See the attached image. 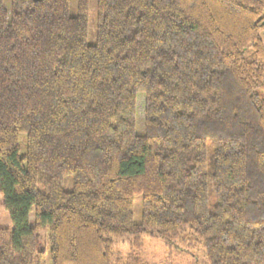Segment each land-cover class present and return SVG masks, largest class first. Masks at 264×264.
I'll list each match as a JSON object with an SVG mask.
<instances>
[{"label": "trees", "instance_id": "trees-1", "mask_svg": "<svg viewBox=\"0 0 264 264\" xmlns=\"http://www.w3.org/2000/svg\"><path fill=\"white\" fill-rule=\"evenodd\" d=\"M89 1L0 0V264H264V0Z\"/></svg>", "mask_w": 264, "mask_h": 264}, {"label": "rangeland", "instance_id": "rangeland-1", "mask_svg": "<svg viewBox=\"0 0 264 264\" xmlns=\"http://www.w3.org/2000/svg\"><path fill=\"white\" fill-rule=\"evenodd\" d=\"M6 6L9 5V0H5ZM70 10L72 14H75V3H72ZM96 1H89V17H88V34H87V44L94 45L96 42ZM260 38L264 46V30L260 32ZM142 102L139 101L138 104V119H137V133L141 134L143 131L142 124ZM25 148V136L21 135V152H24ZM62 188L64 191H72L73 181L71 177H65ZM140 202L141 199L138 197L135 199V221L139 222L140 217ZM30 225L33 224V214L29 216ZM0 228L11 229L12 224L9 219L8 213L4 210L2 199L0 197ZM39 247L45 252V264H50V244L47 238V229L41 231L38 237ZM116 251L120 254L121 258L125 259L129 247L126 242H119L115 246ZM139 255L140 264H206L201 250H194L191 252L192 255H186L178 250H168L163 244L151 237L142 238V249Z\"/></svg>", "mask_w": 264, "mask_h": 264}]
</instances>
